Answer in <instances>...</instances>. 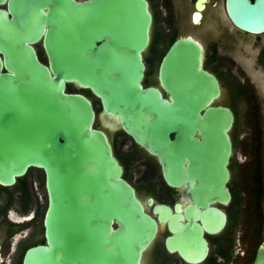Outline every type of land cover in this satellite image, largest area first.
Instances as JSON below:
<instances>
[{
  "label": "water",
  "instance_id": "water-1",
  "mask_svg": "<svg viewBox=\"0 0 264 264\" xmlns=\"http://www.w3.org/2000/svg\"><path fill=\"white\" fill-rule=\"evenodd\" d=\"M226 11L237 27L264 31V0H226ZM151 22L147 0H8L0 7V128L15 135L0 145L16 146L0 151V181L13 183L29 165L40 166L48 198L45 242L29 246L22 264H140L165 218L173 232L167 247L198 262L208 250L203 231L223 227L224 211L210 203L230 198L233 112L212 104L219 82L189 35L175 39L159 63L167 96L142 85ZM41 37L48 64L31 45ZM69 81L90 87L105 111L158 156L166 182L191 193L185 209L203 207L200 222L192 217L181 226L171 206L152 196L156 217L145 209L105 132L93 126L91 100L68 91ZM252 264H264V241Z\"/></svg>",
  "mask_w": 264,
  "mask_h": 264
},
{
  "label": "flooded vegetation",
  "instance_id": "flooded-vegetation-1",
  "mask_svg": "<svg viewBox=\"0 0 264 264\" xmlns=\"http://www.w3.org/2000/svg\"><path fill=\"white\" fill-rule=\"evenodd\" d=\"M152 14L149 29V41L142 50L144 62L142 85L159 86L158 67L162 56L170 44L182 36L197 39L202 47V66L212 72L218 79L219 95L212 104L228 106L234 116L233 125L229 131L232 141V152L228 162L229 179L227 186L230 198L227 201H213L210 204L222 209L226 215L223 227L217 231H203L207 240L206 256L198 262L187 261L178 248L169 249L166 237L172 235L168 219L158 220V228L154 240L144 250L140 264H241V198L239 196V178L234 174V165L238 159L234 157L236 138L232 132L238 112L234 104L222 100L224 91L229 90L232 99H241V89L250 90L241 80V71L245 67L241 64V49L246 45H256L264 48L263 40H253L252 36L261 33H250L237 27L229 18L226 11V0H147ZM8 0L0 3V7L7 9ZM190 11V12H189ZM10 15V14H9ZM201 33L203 38L193 31ZM255 39V38H254ZM31 45L35 49L39 60L48 64V54L42 37ZM261 53V51H260ZM3 59V53L0 52ZM249 52L247 57H249ZM264 65V60H263ZM2 71L6 68L2 65ZM68 91L85 94L94 109L93 126L102 129L112 147L113 154L122 167V176L131 183L136 194L143 202L145 209L152 213V206L148 198L169 204L172 211L179 216L181 226L189 223L192 217L200 222L198 217L203 209L199 206L194 211L185 209L192 204L191 193L183 185H169L163 174L162 164L157 155L148 152L142 145L125 131L120 118L116 114L105 111L101 99L95 95L90 87H83L75 81L66 83ZM8 130L7 132H5ZM11 127L0 128V138H14ZM16 146H1L0 151L13 150ZM47 190L45 186L44 169L40 166L29 165L26 171L16 176L13 183L0 181V264H22L25 250L34 244L44 243L43 218L47 207ZM179 203V209L174 204ZM153 216L156 217L155 214ZM248 253V264H252L258 245ZM246 249L242 255L246 256Z\"/></svg>",
  "mask_w": 264,
  "mask_h": 264
},
{
  "label": "rangeland",
  "instance_id": "rangeland-1",
  "mask_svg": "<svg viewBox=\"0 0 264 264\" xmlns=\"http://www.w3.org/2000/svg\"><path fill=\"white\" fill-rule=\"evenodd\" d=\"M190 12V11H189ZM197 36L204 39L201 33L193 29ZM253 40L264 41V32L252 36ZM255 38V39H254ZM261 51V53H260ZM249 52V57L247 54ZM264 48L259 45H246L245 51L241 49V64L246 68L241 71V80L246 79L244 84L250 87L245 92L241 89V99L234 100L229 90L224 91L222 100L234 104L238 116L233 127L236 138L234 157L238 159L234 165V174L239 178V196L241 198V264H248L247 255L254 250L257 244L263 240L264 232ZM254 114L256 121L251 119ZM258 136L260 154V179L259 198L254 201L244 185V175L248 172V164L251 162L253 139ZM242 249H246V256L242 255Z\"/></svg>",
  "mask_w": 264,
  "mask_h": 264
},
{
  "label": "trees",
  "instance_id": "trees-1",
  "mask_svg": "<svg viewBox=\"0 0 264 264\" xmlns=\"http://www.w3.org/2000/svg\"><path fill=\"white\" fill-rule=\"evenodd\" d=\"M251 119L256 121L257 118L254 114H250ZM252 158L251 162L248 164V172L246 176L244 175V185L251 194L254 201L259 198V179H260V154H259V139L256 136L253 139L251 148Z\"/></svg>",
  "mask_w": 264,
  "mask_h": 264
}]
</instances>
